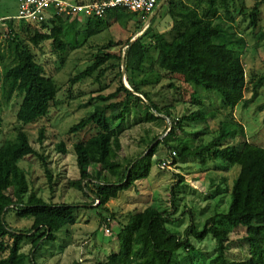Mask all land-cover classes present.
<instances>
[{
  "label": "trees",
  "instance_id": "1",
  "mask_svg": "<svg viewBox=\"0 0 264 264\" xmlns=\"http://www.w3.org/2000/svg\"><path fill=\"white\" fill-rule=\"evenodd\" d=\"M231 1L196 0L190 6L181 1L176 3L174 0H167L168 13L174 21L172 40L154 29H147L133 43L132 39L124 44L110 43L109 47L122 46L124 56L102 49L97 53L94 63L71 80L75 85L91 78L98 71L100 80L108 70L118 69L115 80H119V86L116 91L108 96H99L98 99L104 105L96 107L69 130L73 135L88 129L95 130L93 136L77 142L73 147L78 167L89 168L81 180L72 183L90 200L91 204L84 206L94 208L98 202L95 209L107 211L108 204L117 200L121 192L147 180L161 145L166 146L171 153L175 152L180 160L192 158L200 160L203 165L208 162L221 164L225 170L234 166L240 168L232 184L227 211L210 217L201 230L195 223L193 213L189 211L191 225L185 230L184 236H181L171 228V225L181 220L174 218V211L163 212L150 206L129 218L117 235L118 251L112 252L106 261L97 264H181L178 255L194 251L191 237L200 242L208 237L213 238L216 248L213 264H264V148L248 141L229 143L230 139L236 141L246 137L244 126L235 120L228 129L227 123L220 121L217 133L210 142L194 144L201 133L210 134L206 114L210 112L217 116L221 114L220 110L233 112L246 100L247 79L242 62L246 42L233 31ZM262 7L264 8V0H259L249 12L257 45L264 39V31L260 27ZM122 10L116 9L108 14L114 12L118 19L124 17V22L127 23L130 18ZM106 16L88 19L86 36L95 37L104 31L108 26ZM70 19L57 16L48 23H23L27 25L25 32L30 33L28 41L17 32L15 20L3 21L9 29L10 40L7 45L8 53L0 51V128L3 124L2 107L9 105L15 97H22L16 117L23 126L35 124L49 116L60 88L37 62L31 46L41 48L45 43H51L56 53L65 54L72 48L65 32ZM138 31L141 32L142 29ZM82 46L83 43L77 39L75 47ZM110 61H116V64L104 68ZM123 62L132 91L122 81ZM152 73H158L161 79L168 78L172 81L169 86L171 89L176 88L173 80L178 76L194 88V95L200 88L215 92L221 97L222 107L211 111L200 104L202 109L174 120L171 130L162 140L154 137L145 154L127 161L121 157V136L131 116H135L143 124L172 119L170 106L156 103L149 93L141 90L142 85L135 82L136 74ZM263 83L264 75L258 76L253 83L254 93H257ZM194 95L193 101L196 104L200 101ZM121 96L123 98L119 99ZM261 110L264 111V106ZM187 124H199L201 128L194 129L192 137H179L178 131L186 134ZM44 141L45 129H41L38 142L42 145ZM58 150L65 153V145L60 144ZM29 156L40 159L52 184L47 159L34 149L25 130H18L13 139L6 140L0 146V264H37L33 254L45 243L54 242L56 234L61 230L74 226L75 213L81 207L75 204H49L36 193H31L26 200L19 194L13 195L9 176ZM91 157L98 161L90 170ZM233 157H236L235 163L232 162ZM176 160L174 158V163ZM179 179L182 182L184 180L181 176ZM172 194L174 201L175 190ZM11 212L21 220H32V226L23 230L13 229L7 220ZM186 214L182 213L183 216ZM100 216L102 224L107 225L109 220ZM241 229L246 231L241 241L249 246L250 257L243 261L231 260L228 256L232 243L230 237L234 230ZM27 243L33 246L29 258L22 252ZM190 264H193L192 261Z\"/></svg>",
  "mask_w": 264,
  "mask_h": 264
},
{
  "label": "rangeland",
  "instance_id": "2",
  "mask_svg": "<svg viewBox=\"0 0 264 264\" xmlns=\"http://www.w3.org/2000/svg\"><path fill=\"white\" fill-rule=\"evenodd\" d=\"M174 1L176 3L181 1L190 6L196 2V0ZM257 1L259 0H232L230 2L233 31L242 36L246 42L242 55L247 79L246 100L233 112L220 110L221 114L217 116L210 112L206 114L210 134L202 135L201 133V136L195 139V145L210 142L217 133L220 121L227 123L226 128L228 129L231 122L235 120L244 126L246 137L238 138L236 141L230 139L229 143L240 144L248 141L264 148V111L261 110L264 106V83L258 88L257 93L253 90L256 78L264 75V39L258 45L256 44L254 30L249 20V12ZM16 3V0H0V51L4 53H8L7 45L10 37L9 29L1 20L3 17L16 16ZM156 10L144 16L141 13H131L123 9L122 13L130 18L127 23L124 22V17L118 19L112 12L113 14L106 16L108 21L106 29L91 38L86 36L87 27L84 18H81L79 23L76 22L78 18L70 19L66 24L65 32L72 48L70 47L65 54L56 53L51 43H45L41 48L31 46L37 62L45 68L47 76L52 77L60 88L59 96L49 116L35 124L23 126L16 117L22 97H15L9 105L2 107L3 124L0 128V146L6 140L13 139L18 130H25L34 149L47 159L52 173V184H50L40 159L35 156L25 158L9 176V185L13 195L19 194L26 200L31 193H36L49 204L81 206L75 213L76 224L61 230L56 234L54 242L45 243L33 254L37 264H97L106 261L112 252L118 251L117 235L120 228L133 214L150 206L163 212L174 211V218L181 220L171 225V228L179 232L181 236H184L185 230L191 225L189 211L193 213L195 223L201 230L210 217L217 213H225L229 207L230 191L233 181L239 174V166L225 170L221 164L208 162L203 165L198 159L180 160L176 155V163L166 168L162 165L163 159L171 157L173 153L164 145L158 148L150 177L138 182L134 188L121 192L117 200L108 204L107 211L95 209L98 202L94 208L84 206L91 204L90 200L72 185L73 182L81 180L89 169L88 166L83 169L78 167L73 147L77 142L85 141L93 136L95 130L88 129L77 135L70 134L69 130L96 107L104 105L98 99L99 96H108L116 91L119 86V80H115L118 69L108 70L100 80L98 79L99 71L91 78L75 85L71 83V80L92 65L97 53L102 49L117 56H124L122 46L109 47L110 43L124 44L130 39L136 40L147 29L151 31L154 29L165 34L168 40H172L174 21L168 13V6L165 3L156 14L155 20L149 23ZM26 26L15 20L17 32L28 41L30 33L25 32ZM260 27L264 31L263 7ZM139 29L142 31L139 32ZM78 32L81 34H77ZM77 39L83 43L82 47H75ZM113 64H116V61L108 62L104 68ZM125 78L127 80L126 75ZM134 79L136 83L142 85L141 90L149 93L156 103H160L161 106H170L172 119L165 118L160 122L143 124L138 118L131 116L121 136V157L127 161H133L145 154L149 142L154 137L162 140L171 130L174 120L202 109V104L205 106L203 108L207 107L211 111L222 107L221 97L217 93L207 92L200 88L194 95V88L178 76L173 80L175 89L169 87L172 81L168 78L161 79L158 73L136 74ZM157 81H159L158 84ZM192 95L195 98L199 97L201 103L195 104ZM122 98L123 96L119 99ZM204 111L206 112L207 109ZM199 126V124H187L186 134L178 131L177 135L183 138L192 137V131L200 129ZM41 129H45V141L42 145L38 142ZM60 144L65 145V153L58 150ZM97 161L98 159L91 157L90 170L93 165L97 164ZM232 162H236V157L232 158ZM179 176L183 177V182L180 181ZM173 190L176 194L174 201ZM183 212L187 213L186 216L182 215ZM100 215L109 220L107 225L102 224ZM112 216L115 218L112 219ZM7 220L15 230L28 229L32 226V220H21L14 212L9 214ZM245 232V229L233 231L230 237L232 243L228 252L231 260L249 259V246L241 241ZM190 239L194 251L190 254L181 252L177 257L181 264H190L191 261L193 264H213L216 255L213 238L208 237L203 242L192 237ZM32 250V244L27 243L22 252L29 258ZM187 255L190 256L187 257Z\"/></svg>",
  "mask_w": 264,
  "mask_h": 264
},
{
  "label": "built area",
  "instance_id": "3",
  "mask_svg": "<svg viewBox=\"0 0 264 264\" xmlns=\"http://www.w3.org/2000/svg\"><path fill=\"white\" fill-rule=\"evenodd\" d=\"M18 22L28 24L48 23L57 16L84 18H103L116 9H125L131 13H141L144 16L152 14L159 7L162 0H100L95 3L82 4L68 0H17ZM174 152L171 157L163 159L166 168L174 164Z\"/></svg>",
  "mask_w": 264,
  "mask_h": 264
},
{
  "label": "water",
  "instance_id": "4",
  "mask_svg": "<svg viewBox=\"0 0 264 264\" xmlns=\"http://www.w3.org/2000/svg\"><path fill=\"white\" fill-rule=\"evenodd\" d=\"M166 2H167V0H162V2H161V4L159 5V7L157 8L155 14H153L152 17H151V19L149 20V23H150L151 20L154 18V16L158 13V11H159V10L165 5ZM134 41H135V39L132 40L131 43H133ZM131 43H130V44H131ZM122 73H123V80H122V81H123L124 86H125L128 90L132 91V89H131L130 86L128 85L127 80H126V78H125L124 62H123Z\"/></svg>",
  "mask_w": 264,
  "mask_h": 264
},
{
  "label": "crops",
  "instance_id": "5",
  "mask_svg": "<svg viewBox=\"0 0 264 264\" xmlns=\"http://www.w3.org/2000/svg\"><path fill=\"white\" fill-rule=\"evenodd\" d=\"M17 1V0H16ZM68 1H72V2H76V3H82V4H90V3H95V2H98L100 0H68ZM16 11H17V14L16 16L14 17H3L1 21H4V20H15V18L17 17L18 15V1L16 3ZM158 14V13H157Z\"/></svg>",
  "mask_w": 264,
  "mask_h": 264
}]
</instances>
